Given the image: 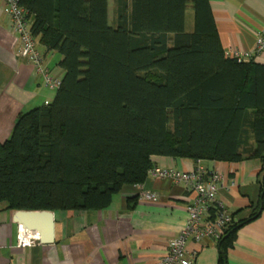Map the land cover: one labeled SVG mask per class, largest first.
Returning a JSON list of instances; mask_svg holds the SVG:
<instances>
[{
    "label": "trees",
    "instance_id": "trees-1",
    "mask_svg": "<svg viewBox=\"0 0 264 264\" xmlns=\"http://www.w3.org/2000/svg\"><path fill=\"white\" fill-rule=\"evenodd\" d=\"M19 1L65 75L0 144L8 210L105 209L143 185L155 155L264 162V64L226 54L209 0H116V26L109 0ZM263 208L264 194L249 219L228 224L220 264Z\"/></svg>",
    "mask_w": 264,
    "mask_h": 264
},
{
    "label": "crops",
    "instance_id": "crops-1",
    "mask_svg": "<svg viewBox=\"0 0 264 264\" xmlns=\"http://www.w3.org/2000/svg\"><path fill=\"white\" fill-rule=\"evenodd\" d=\"M221 44L226 54L254 51L257 37L264 30V0H209ZM0 0V144L6 142L21 114L52 102L57 90L28 60L18 56L19 38ZM117 1L109 0V12ZM188 9H193L189 6ZM194 23V16L191 24ZM45 66L59 79L65 75L62 55L48 51L40 43ZM264 64V54L255 55ZM154 168H173L182 172L198 166L218 170L236 186L222 188L217 200L234 216L235 222L249 219L262 196L264 162L245 159L227 162L213 159L153 156ZM158 195L156 201L141 199L142 190ZM195 194L184 183L160 179L149 173L143 187L127 185L113 197L112 204L99 210H57L53 243L34 242L20 247L16 211L0 204V264H157L168 251L171 239L185 227L187 207ZM32 236H38L30 232ZM197 253L194 264H220L219 241L189 240ZM225 264H264V208L237 231L226 250Z\"/></svg>",
    "mask_w": 264,
    "mask_h": 264
},
{
    "label": "built area",
    "instance_id": "built-area-1",
    "mask_svg": "<svg viewBox=\"0 0 264 264\" xmlns=\"http://www.w3.org/2000/svg\"><path fill=\"white\" fill-rule=\"evenodd\" d=\"M3 1L5 2L4 10L11 18L13 30L19 38L18 56L34 65L36 71L43 76L48 87L58 90L62 79L54 77L45 66L44 56L39 49V40L32 33V19L29 17L28 11L20 4L19 0ZM262 54H264V30L257 37L254 51H233L230 56L249 61L255 55ZM150 173L160 179L184 183L187 190L195 194L187 207L189 216L185 227L176 237L171 239L168 251L159 259L157 264H194L197 253L188 249V241L191 239L200 242L207 238L219 241L228 224L234 220L232 213L218 202L217 195L222 188L230 189L236 186V181H227L225 175L220 171L206 170L202 166L186 172L158 167L153 168ZM140 197L148 201L158 199L157 193L146 189L142 190ZM30 232L19 225L17 239L20 247L30 246L39 241L40 238L37 235L32 236Z\"/></svg>",
    "mask_w": 264,
    "mask_h": 264
},
{
    "label": "water",
    "instance_id": "water-1",
    "mask_svg": "<svg viewBox=\"0 0 264 264\" xmlns=\"http://www.w3.org/2000/svg\"><path fill=\"white\" fill-rule=\"evenodd\" d=\"M16 219L23 228L38 234L42 243H53L55 237V216L53 211L20 210L16 211Z\"/></svg>",
    "mask_w": 264,
    "mask_h": 264
},
{
    "label": "rangeland",
    "instance_id": "rangeland-1",
    "mask_svg": "<svg viewBox=\"0 0 264 264\" xmlns=\"http://www.w3.org/2000/svg\"><path fill=\"white\" fill-rule=\"evenodd\" d=\"M114 1V0H112ZM116 2V0H115ZM194 16V12L192 9H188L187 11V24H186V28L188 31H191L194 27V23L191 24V19ZM110 24L112 26H116L117 25V15H116V9H111L110 10Z\"/></svg>",
    "mask_w": 264,
    "mask_h": 264
}]
</instances>
